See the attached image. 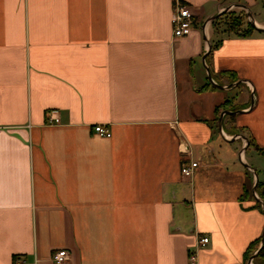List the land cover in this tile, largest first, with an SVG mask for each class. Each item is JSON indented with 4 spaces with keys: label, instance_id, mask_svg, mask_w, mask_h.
I'll list each match as a JSON object with an SVG mask.
<instances>
[{
    "label": "crops",
    "instance_id": "crops-1",
    "mask_svg": "<svg viewBox=\"0 0 264 264\" xmlns=\"http://www.w3.org/2000/svg\"><path fill=\"white\" fill-rule=\"evenodd\" d=\"M182 1L0 0V264H260L264 0Z\"/></svg>",
    "mask_w": 264,
    "mask_h": 264
},
{
    "label": "built area",
    "instance_id": "built-area-1",
    "mask_svg": "<svg viewBox=\"0 0 264 264\" xmlns=\"http://www.w3.org/2000/svg\"><path fill=\"white\" fill-rule=\"evenodd\" d=\"M174 3V14H173V35L175 38L180 39L188 36L192 33L193 29L197 26L194 20L193 12L190 7L185 4L182 0H173ZM50 120L55 124H59L60 120L55 115L54 112L50 115ZM96 134L101 137L110 138L111 131L105 126L98 125L94 128ZM198 167L197 162H192L191 164H184L182 167V174L186 178L193 176L195 169ZM257 198H259L257 193H254ZM210 239L208 237H201L198 241L199 247H205L209 244ZM53 262L56 264H64L70 260V254L66 250H61L55 252L52 257ZM189 261L191 263H197L198 256L196 252H191L189 256ZM25 260L23 258H18L16 264H24ZM252 264V263H251Z\"/></svg>",
    "mask_w": 264,
    "mask_h": 264
},
{
    "label": "trees",
    "instance_id": "trees-1",
    "mask_svg": "<svg viewBox=\"0 0 264 264\" xmlns=\"http://www.w3.org/2000/svg\"><path fill=\"white\" fill-rule=\"evenodd\" d=\"M244 18L240 15L237 18L233 19V22L231 23L230 30L233 32H237L238 34L242 36H248L251 35L254 31L257 29L252 23H249L247 26V29L244 30V32L239 31L238 28L243 26ZM229 102L226 101L223 105H221L218 108L219 112H222V110H226L228 108ZM249 147H253L262 157H264V150L261 149L252 139H249ZM256 192L258 193L263 206H264V181L259 180L256 185ZM258 252L256 255L255 253ZM249 254L251 256L255 255V258L260 262V264H264V236L257 240L249 250Z\"/></svg>",
    "mask_w": 264,
    "mask_h": 264
},
{
    "label": "rangeland",
    "instance_id": "rangeland-1",
    "mask_svg": "<svg viewBox=\"0 0 264 264\" xmlns=\"http://www.w3.org/2000/svg\"><path fill=\"white\" fill-rule=\"evenodd\" d=\"M226 16L223 17L218 23H216L215 25L221 27V28H224V29H227V30H230V26H231V23L233 22V19L237 18L238 16L240 15H237L236 12H229L228 14L225 13ZM239 31H242L244 32V29L243 27H239L238 28Z\"/></svg>",
    "mask_w": 264,
    "mask_h": 264
},
{
    "label": "water",
    "instance_id": "water-1",
    "mask_svg": "<svg viewBox=\"0 0 264 264\" xmlns=\"http://www.w3.org/2000/svg\"><path fill=\"white\" fill-rule=\"evenodd\" d=\"M217 17H218V16H216V17H214V18H211V19H215V18H217ZM211 19H210V20H211ZM209 79L213 82V80H212V76H211V75H209ZM231 113H235V112H230V111H224V112H223L222 117H221V120H220V121H221V124H220L221 127H222V121H223L222 119H223V116L226 115V114H231ZM244 139H245L246 142L248 141L247 138H244ZM247 144H248V142H247ZM249 169H250L251 171H253V173H255L254 170H253L252 168H249ZM255 175H256V174H255ZM256 178H257V175H256ZM257 183H258V179H257ZM257 183H256V185H257ZM255 192H256V186H255V188H254V193H255ZM262 204H263V203H262ZM263 209H264V206H263ZM257 253H258V252H256L255 255H256ZM255 255L253 256L252 260L255 258Z\"/></svg>",
    "mask_w": 264,
    "mask_h": 264
}]
</instances>
